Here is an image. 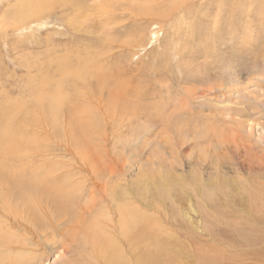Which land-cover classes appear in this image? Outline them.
Returning a JSON list of instances; mask_svg holds the SVG:
<instances>
[{
	"label": "rangeland",
	"instance_id": "obj_1",
	"mask_svg": "<svg viewBox=\"0 0 264 264\" xmlns=\"http://www.w3.org/2000/svg\"><path fill=\"white\" fill-rule=\"evenodd\" d=\"M261 90L264 0H0V146L7 151L3 164L22 175L41 168L42 175L59 181L55 188L81 193L75 210L84 206L90 191L103 194L98 182L115 179L119 171L121 184L131 183L123 198L138 190L139 214L157 226L155 238H140L142 256L155 254L151 248L157 247L167 250L175 264H203L207 232L200 228L202 200L191 198L190 192L193 179L207 176L200 159L206 147L199 138L206 131L224 129L249 136L250 99L257 95L261 101ZM54 96L60 101L52 113L49 100ZM258 151L264 154V144ZM119 164L132 165L134 173ZM230 166L224 164L226 174L249 186L250 176L237 175ZM165 172L190 192V197L181 194L170 203L177 216L182 212L172 227L160 220L165 206L155 188L167 181ZM257 176L252 175L254 181L263 186L264 175ZM262 199L256 202L259 207L250 204L249 213L238 198L233 216L221 217L223 225L234 224V234L228 232L236 237L247 232L243 225L253 227L261 244L251 256L220 244L218 252H225L221 259L230 249L236 261L237 256L246 258L240 264H264ZM56 209L47 201L29 212L7 214L0 208V258L12 264L68 262L74 250L63 255V239L57 234L67 233L70 219L59 217ZM178 224L193 236L178 231Z\"/></svg>",
	"mask_w": 264,
	"mask_h": 264
},
{
	"label": "bare ground",
	"instance_id": "obj_2",
	"mask_svg": "<svg viewBox=\"0 0 264 264\" xmlns=\"http://www.w3.org/2000/svg\"><path fill=\"white\" fill-rule=\"evenodd\" d=\"M22 6H23V4H22ZM20 7H19V9H21ZM24 7L26 8V6H24ZM17 9H15V10L18 11L19 9L18 10ZM43 10H46V9H43ZM16 11H13V12L15 13ZM35 11H37V10H35ZM14 15H16V14H14ZM38 17H39V15H38ZM39 18H41V17H39ZM22 19H24V18H22ZM3 20H4V18H3ZM38 26H40V25H38ZM16 34H17V32H16ZM232 84H234V82ZM57 86H58V84H57ZM55 88H56V86H55ZM53 89H54V87H53ZM46 91H48V90H46ZM224 91H226V90H224ZM48 92H50V91H48ZM260 93H263V96L261 97L262 98L261 101L257 100L258 97L255 98L257 95H255V97L250 99V120L249 119L246 120V122L250 121V125L248 127V131L250 132L249 136L241 134L235 130H233V131L231 130L230 134H229L228 131L230 129H224V127H223L224 130L219 131V132H207L206 131V132H204L205 134H203L202 137L199 138L200 140H203V144L205 143V145H206V146L204 145V147H206V148L203 150V153H202L200 159H201V169H203L204 172H206L207 176H206V178H200L199 180H198V178L193 179V183H192L193 189L190 192H191V198L195 196L196 198L198 197V198H200V200H202L201 204L199 203L202 206V208H201L202 212H200V228L206 230L207 234L203 233V235L207 238V240L205 241V243H203V242L200 243V241H198L195 237L194 238H195L196 242H199L200 244H202V243L204 244V245L202 244L203 245L202 250L204 249L202 251L203 256L200 259V261H202L203 264H227V263H225V261L226 262L229 261L230 263L232 262L234 264H237V262H238L240 264L242 259L245 257L242 258V257L237 256L238 261H236L235 257H230L232 254L235 255V253H233L234 250L235 249L239 250L238 251L239 253H240V249H242L241 251L246 250V252L250 255V251H252L254 249L256 244H261V242H262L261 241L262 238L260 236L255 235L254 232H256V230H254L253 227H250V225H246V226L243 225L242 226L243 229L247 232L243 233V235L241 237H236V236L229 233V232H232V231H230L231 228H233V230L235 232V228L233 227L234 224H230V222L225 223L224 225L227 227L226 228L227 230H226L224 228V225H223L224 221L223 222L221 221V217L222 216L225 217V214H231L230 216H233L232 213H234V210H235V207H234L235 203L234 202L236 199L239 198L240 200H243L245 202L244 204H246L248 206L247 211L250 213V204L255 208V206H257L256 205L257 200L259 201L260 198L264 197V185L261 186L260 184H257V182L254 181V178L252 177V175L254 173H256V176L258 174L264 175V154H262V151H258L259 144H264V122H260V120H262L264 118V90H261ZM54 94L52 93V95H54ZM59 94H61V93H59ZM255 94H257V93H255ZM42 97H43V95H42ZM48 97H50V96H48ZM45 98H46V96H45ZM51 98L52 99H50L49 101H50V103H52V107H49V110L52 113H55L57 110H55L54 108L55 107L58 108V105H56V103L58 101V96H54ZM59 101H58V103H59ZM39 103H41V102L39 101ZM43 103H45V102H43ZM238 103H240V101ZM117 109H118V107H117ZM235 110L237 111L238 109L237 108L234 109V112H235ZM236 114H237V112H236ZM58 117H60V116H58ZM72 117L73 116H71V118ZM69 120H71V119L69 118ZM188 120H189V118H188ZM181 122H182V120H181ZM181 122H180V124H181ZM215 123H217V122H215ZM237 123H239L241 126L243 125L242 121L241 122L238 121ZM74 124H75V122H74ZM176 124H179V123H175V125ZM217 125H218V123H217ZM217 125L215 124V128L217 127ZM181 127L183 128V126H181ZM212 128H214V127H212ZM209 129H210V127H209ZM206 130H207V128H206ZM202 131H205V129ZM70 132H72V131H70ZM197 132H199V130ZM76 135H77V133H76ZM21 138H22V136H21ZM11 139L12 138H10V140ZM12 140H11V142H12ZM16 140H18V139H16ZM71 140H73V139H71ZM81 143H82V141H81ZM14 146H15V144H14ZM76 146H77V144H76ZM14 151H16V150H14ZM220 151H222V154ZM6 152L7 151L0 146V203L2 205V206H0V208L7 211V214H8V213H11L13 211L17 212L19 209L21 211L24 210L26 212L35 211L36 208L39 205H41L42 202H44V201H47V202L53 204L57 208L56 212H57V215L59 217L61 215L62 218L66 217L67 218L66 220H68V218L70 219V223L68 225L69 228H68L67 233H65V234L63 232H61L59 234L56 233L61 239H63V242H61V246H60V247H62L63 255L70 254L71 253L70 250L72 248L74 250L69 257L68 262H65V264H175L174 259L169 258L168 255L165 253V251H167V250L163 251L162 249H158L157 247L151 248V249L155 250V254L150 253L148 255L144 254L143 256H142V254H139L141 252L140 251V244H141L140 238L144 237L145 235H148L147 236L148 239L155 238V234H156L155 229L157 228V226H155V224H154L155 221L152 218H147V217L145 218L141 214H139L140 209H139V205H138L139 204L138 203V201H139L138 197H139L140 193L138 194V192H137L138 190H135L136 187L134 189L135 191H133V189L129 187L130 189H132V197H130L131 199L130 198H123L124 196L126 197V195L123 193V191L125 190L128 182L127 183L124 182L125 184H123V183L121 184V182H123V180L121 178L119 171L114 173L116 178L112 179V180H115L116 182H118V184H114V183L112 184L111 182H109L112 180L104 181L103 183L98 182L99 187L105 188V191L103 192V194H101L102 192L101 193L99 192L98 196H96L94 191H90V194L88 197L89 199L84 202V204H83L84 206L81 207L78 205V209L75 210L74 205L79 203V201H78L79 198H77V197L82 196L81 193H78V192L75 193L74 191H68V189L55 188L59 185V181L55 180L56 179L55 177H53V178H55L54 179L55 181L52 179H49L50 177H48L49 176L48 174L42 175L40 173L41 168L38 170H32L31 175H30V173H27L26 175H22L18 170H14L15 168L14 169L10 168V166L8 168L5 164H3V162H4L3 157L5 156ZM9 153H11V152H9ZM249 156H250V160H249L250 162L248 161ZM165 159H166V157H165ZM224 164L225 165L231 164L232 165V166H230L231 171H233L237 175H239V173L246 172L247 175L250 176L249 181L251 183L249 184V186H246V184H244V183H240V181L237 177L231 178L230 176H228V174H226L227 172H225L226 169L223 167ZM8 165H10V164H8ZM119 166L124 168L125 171L127 170L128 173H130V174L134 173L132 165H129V164L126 165L125 164V166H123V165L119 164ZM121 172H122V170H121ZM165 174H166V172H165ZM112 175H113V173H112ZM170 175H171V173L167 172V174H166L167 181L163 182V183L156 181L157 183H160V184H158V185H156V187L155 186L154 187L157 188V195L159 197L158 199L165 206L164 209L162 208L163 210H161L160 220H162L164 218V222L168 223L172 227V226H175L174 222H178L177 218H179V216L182 217V212H180L181 214L179 216H177L178 213L174 212L175 210L173 209V207H170V203L173 204V201L175 202L177 199H179L180 196L182 197L181 194H186L187 196L190 197V194H189L190 192L188 193L186 191V189H188V188H186V186H183L182 184H178L177 181L172 180ZM259 175L256 178H258ZM138 176H139V174L137 175L136 182L140 178V177L138 178ZM149 181H148V183H149ZM129 183H128V185L131 184V183L130 184ZM151 183H153V182H151ZM186 185H188V184H186ZM95 186L98 187L97 183H95ZM91 187H92V185H91ZM131 187H134V186H131ZM79 189L82 191L81 188H79ZM174 198H175V200H173ZM230 200H232L231 201L232 204H230ZM262 201H264V200L262 199ZM80 202H82V201H80ZM128 202L130 204H133V206L132 205L129 206L130 204ZM180 202H179V205H180ZM167 203H168V205H167ZM261 203H263V202H261ZM177 206H178V204H177ZM257 207H259V206H257ZM141 210H143V209H141ZM20 214H21V212H20ZM28 214H30V213H28ZM113 216L117 219L116 221H114L112 219ZM31 217H33V216H31ZM249 217L250 216H248L247 218H249ZM233 219L235 220L236 218L234 217ZM242 219L243 218H241L240 220H242ZM40 222L43 223V221H40ZM68 222H69V220H68ZM1 227H0V229L3 228V227L2 228ZM210 228H212L214 230H212ZM4 229H5V227H4ZM173 229H174V227H173ZM177 229L180 232L183 231L182 233H184V235L186 234V236L192 235V233H188L189 231L187 232L186 229H188V227L186 228V226L184 228L183 225L181 226V224H178ZM2 230H1V232H2ZM252 230H253V232H252ZM202 232H203V230L201 231V233ZM241 232H242L241 230H236V234H238V235ZM258 233H259V231H258ZM4 234L6 235L7 233L4 232ZM47 234H49V233H47ZM258 235H261V233ZM1 239H3V238H1ZM228 243L230 244L229 246H231L233 248V252H230L232 254L229 255L228 251L230 249L227 250L228 249V248H226L227 246L223 247L227 250L228 254L226 252V255H228L229 257L227 256V257L221 259L220 254L221 255H222V253L225 254V252H222V253L218 252V251H220L219 245L220 244L227 245ZM119 244L121 246H119ZM212 245H214V247H212ZM193 246H195V245H193ZM198 247H200V246H198ZM226 250L222 249V251H226ZM230 251H232V250H230ZM236 254H238V253H236ZM249 255H248V257H249ZM163 256H165V257H163ZM240 256H243V254L240 253ZM221 257H223V255ZM248 260H250V259L248 258ZM13 261H16V260H13ZM31 261H33V260H31ZM11 262L12 261H9V260L6 261V260L0 258V264H12Z\"/></svg>",
	"mask_w": 264,
	"mask_h": 264
}]
</instances>
